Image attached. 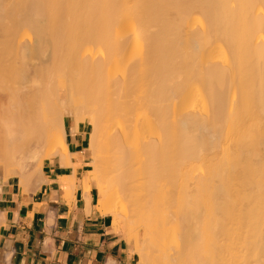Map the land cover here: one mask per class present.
Here are the masks:
<instances>
[{
	"label": "bare ground",
	"instance_id": "6f19581e",
	"mask_svg": "<svg viewBox=\"0 0 264 264\" xmlns=\"http://www.w3.org/2000/svg\"><path fill=\"white\" fill-rule=\"evenodd\" d=\"M69 120L138 264H264V0H0L4 172Z\"/></svg>",
	"mask_w": 264,
	"mask_h": 264
},
{
	"label": "crops",
	"instance_id": "0c3cea01",
	"mask_svg": "<svg viewBox=\"0 0 264 264\" xmlns=\"http://www.w3.org/2000/svg\"><path fill=\"white\" fill-rule=\"evenodd\" d=\"M87 128L67 124L66 158L54 154L24 183H2L0 264H138L134 241L99 210Z\"/></svg>",
	"mask_w": 264,
	"mask_h": 264
},
{
	"label": "rangeland",
	"instance_id": "374dc122",
	"mask_svg": "<svg viewBox=\"0 0 264 264\" xmlns=\"http://www.w3.org/2000/svg\"><path fill=\"white\" fill-rule=\"evenodd\" d=\"M154 30L155 29H152V31H154ZM70 123H72V122L69 120L67 124H70ZM86 124L88 125V128L87 129H88L89 134H90V132L92 131V125L89 124V123H86ZM35 141H32V144L35 145V148L31 144V146H30V150L31 151L29 150L28 152H26L24 154H19L18 159L20 161H18V160L17 161L20 162L22 165L20 164L19 166H21V167H19V166L17 167L16 166V163H15L14 164V171L16 170L15 172L14 171H12L10 173L4 172L5 171L4 170L5 169V167H4L5 165L3 163L1 164V166H0L1 167L0 168V172H3V173L0 174V186L2 185L3 182H6L7 181V180L6 181L3 180L4 178H10L12 176H19V174H17L18 172L20 173V176H19L20 178H21V176H23L21 178V180L23 181L22 183H24L26 181L25 179L28 180L33 175H35V173H37L39 171V169L41 168V166H40L41 160L43 162V160L45 159L44 155L42 157L39 154L40 153L41 154H44L43 153L44 152L43 151V148L45 149V147H44L45 143L43 141L44 144L43 143L42 144L40 143L41 147H39V143L37 144V142H35ZM42 146H43V148H42ZM36 148H38V149L40 148V150H37ZM34 149L37 150V153L39 152V154H38L39 156H37V153H36V151ZM89 151H90V154H91V150L90 149H89ZM114 222H115L116 225L118 224L115 218H114Z\"/></svg>",
	"mask_w": 264,
	"mask_h": 264
}]
</instances>
